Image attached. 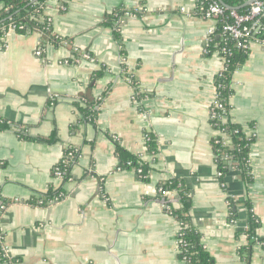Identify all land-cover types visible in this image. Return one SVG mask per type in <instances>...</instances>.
I'll use <instances>...</instances> for the list:
<instances>
[{
  "label": "crops",
  "instance_id": "obj_1",
  "mask_svg": "<svg viewBox=\"0 0 264 264\" xmlns=\"http://www.w3.org/2000/svg\"><path fill=\"white\" fill-rule=\"evenodd\" d=\"M120 7L134 13L106 25ZM46 13L57 43L37 29H9L0 47V245L18 264H184L170 213L181 203L174 191L157 194L176 178L190 191V225L214 264H246L238 254L248 242L244 201L264 238V45L251 42L228 99L231 122L253 139L251 181L231 168L222 186L210 105L223 58L218 34L208 33L215 21L197 0L52 1ZM85 95L98 102L92 121L79 111ZM149 133L155 155L146 153ZM116 142L148 165L147 180L120 166ZM67 148L79 155L63 183L53 168ZM51 186L63 199L28 202ZM251 248V264H264V245Z\"/></svg>",
  "mask_w": 264,
  "mask_h": 264
},
{
  "label": "trees",
  "instance_id": "obj_2",
  "mask_svg": "<svg viewBox=\"0 0 264 264\" xmlns=\"http://www.w3.org/2000/svg\"><path fill=\"white\" fill-rule=\"evenodd\" d=\"M56 1L61 3V8H66L67 0H2V7L0 8V47L3 46V37L6 29L10 25L15 26V31L26 32L30 29H37L41 32L43 42L57 43L59 38L53 34L51 20L46 13L47 4ZM217 1V0H216ZM230 7H238L239 12H244L248 6L244 4L248 0H222ZM197 3L202 7H206L208 0H197ZM124 7L117 8L113 13L107 14L104 17L106 25L119 24V19L125 12ZM132 11V10H131ZM134 12V11H132ZM263 29L260 34L256 36L257 39L264 41V19L262 20ZM115 26V25H114ZM217 30H220L219 24ZM114 33L116 32L113 28ZM217 49L221 51L223 47L230 49V54H222L226 57L225 70L221 71L215 78V85H217V92L220 96L221 108L217 109V116L211 117L210 123L212 127L218 131L217 135L212 139V148L217 161V167L221 173L220 181L225 185L223 180L225 173L229 169L235 168L239 171L241 179L249 183L251 181L249 160V149L253 141L251 138H245L242 131V125L234 124L228 116L230 105L229 97L233 94L231 87V79L234 71L238 69L246 60L250 48L239 49L236 47L234 41L217 40ZM82 106H79V111L85 120L92 121L97 113V103L85 95L81 101ZM225 120H222V117ZM219 132H221L219 134ZM18 134H21L18 132ZM146 153L155 155L157 152V141L154 136L149 133L146 135ZM115 153L119 159L121 167L139 168L141 169L140 177L142 180L148 179L149 168L144 162L138 161L137 155L127 151L117 142L115 143ZM79 152L74 148H67L64 150L63 159L56 165L62 171V182H66L71 178V168L78 158ZM54 177V175H53ZM162 191H174L181 203V208L177 210H170V213L180 222L181 231L178 235L177 241L179 245V258L185 260L186 264H214V259L206 250L204 244L201 242L200 233L190 225L189 209H190V191L184 186L183 181L176 178L168 179L160 183L157 187V194L160 196ZM64 197L63 190L58 187L51 186L43 195L31 198L28 202L33 206L46 207L57 202ZM243 205L247 209L245 218V225L247 228L243 231L246 234L248 242L245 246H241L238 250L239 257L245 261L246 264H251L250 257L252 252V244L258 241L264 245V238H257L255 231L259 226V222L255 216L249 212L250 203L246 200ZM229 220H237V206L233 201L229 202ZM0 245V264H18L19 261L10 256L8 253L2 251Z\"/></svg>",
  "mask_w": 264,
  "mask_h": 264
},
{
  "label": "built area",
  "instance_id": "obj_3",
  "mask_svg": "<svg viewBox=\"0 0 264 264\" xmlns=\"http://www.w3.org/2000/svg\"><path fill=\"white\" fill-rule=\"evenodd\" d=\"M248 9L244 12H239L238 9H227L223 5H221L216 0H208L207 6L202 8V15L206 19H212L215 21V27L210 29L208 33L210 34H218L220 40L222 41H234L236 47L239 49L249 48L251 42H256L264 45L263 40H259L256 38L257 35L260 34L261 30L263 29L262 20L264 19V0H253L250 4L246 5ZM134 12L129 9H126L122 17L119 19V24L122 23L124 17H130ZM51 20V18H49ZM219 24L220 30H217V25ZM15 30L14 25H10L9 28L6 30ZM6 33V32H5ZM5 35V34H4ZM220 54H230V49L223 47ZM34 54L36 56H41L42 50L36 49ZM222 56L223 58V69L225 70L226 66V57ZM217 85H215V94L212 99L210 105V119L211 117L217 116V109L221 108L220 103V96L217 92ZM222 120H225V117H222ZM218 132V131H217ZM221 132H219L220 134ZM249 163V160H248ZM138 172H141L139 167ZM53 175L57 179L62 178V171L58 166L53 168ZM218 177H221V173L218 172ZM222 186L224 184L221 183ZM168 191H162L161 194H166ZM181 231V230H180ZM180 234V232H179ZM179 248V245H178ZM2 251L7 253V249L2 246ZM184 264L185 260H182Z\"/></svg>",
  "mask_w": 264,
  "mask_h": 264
},
{
  "label": "water",
  "instance_id": "obj_4",
  "mask_svg": "<svg viewBox=\"0 0 264 264\" xmlns=\"http://www.w3.org/2000/svg\"><path fill=\"white\" fill-rule=\"evenodd\" d=\"M221 5H223L224 7H226L227 9H238V7H230L228 5H226L222 0H217ZM253 0H248L244 6L250 4Z\"/></svg>",
  "mask_w": 264,
  "mask_h": 264
}]
</instances>
